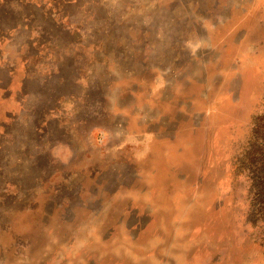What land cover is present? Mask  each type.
Masks as SVG:
<instances>
[{
    "label": "rangeland",
    "instance_id": "1",
    "mask_svg": "<svg viewBox=\"0 0 264 264\" xmlns=\"http://www.w3.org/2000/svg\"><path fill=\"white\" fill-rule=\"evenodd\" d=\"M263 113L264 0H0V264H264Z\"/></svg>",
    "mask_w": 264,
    "mask_h": 264
},
{
    "label": "trees",
    "instance_id": "2",
    "mask_svg": "<svg viewBox=\"0 0 264 264\" xmlns=\"http://www.w3.org/2000/svg\"><path fill=\"white\" fill-rule=\"evenodd\" d=\"M241 163L249 174L250 217L264 220V113L253 120Z\"/></svg>",
    "mask_w": 264,
    "mask_h": 264
}]
</instances>
